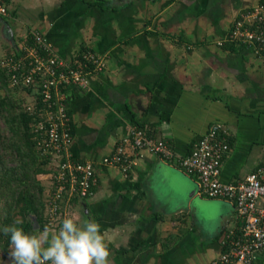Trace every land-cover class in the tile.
Listing matches in <instances>:
<instances>
[{
  "label": "crops",
  "instance_id": "0c3cea01",
  "mask_svg": "<svg viewBox=\"0 0 264 264\" xmlns=\"http://www.w3.org/2000/svg\"><path fill=\"white\" fill-rule=\"evenodd\" d=\"M260 1L9 0L0 35L10 47L4 43L2 55L30 28L65 60L83 47L107 55L86 87L67 90L71 151L95 164L98 183L91 197L66 202L59 220L97 222L110 264H208L240 229L235 206L199 194L178 159L219 124L228 144L221 181H243L264 165V58L226 38L234 18ZM133 128L164 140L172 158L127 141L126 172L103 164ZM8 253L0 264H10ZM253 264H264V253Z\"/></svg>",
  "mask_w": 264,
  "mask_h": 264
},
{
  "label": "built area",
  "instance_id": "2783aa9c",
  "mask_svg": "<svg viewBox=\"0 0 264 264\" xmlns=\"http://www.w3.org/2000/svg\"><path fill=\"white\" fill-rule=\"evenodd\" d=\"M8 2L0 0V17L9 15ZM226 38L264 58V0L237 15ZM14 47L16 52L0 57V68L6 71L9 86L29 89L25 107L35 115L31 127L36 148L53 161L45 210L46 226L53 229L66 202L91 197L98 183L95 164L72 154L74 136L67 90L73 85L86 87L92 75L104 70L107 55L85 48L65 60L37 28H30ZM127 141L132 148L149 150L168 161L174 155L164 140L133 128L130 138L121 139L116 151L102 163L121 165L126 172L132 162L121 157ZM227 148L225 131L219 124L213 125L188 154L178 159V164L185 174L194 177L199 194L230 201L242 220L240 229L226 236L224 251L208 264H253L257 254L264 253V165L243 181L223 182L220 167Z\"/></svg>",
  "mask_w": 264,
  "mask_h": 264
},
{
  "label": "trees",
  "instance_id": "16d2710c",
  "mask_svg": "<svg viewBox=\"0 0 264 264\" xmlns=\"http://www.w3.org/2000/svg\"><path fill=\"white\" fill-rule=\"evenodd\" d=\"M229 44L232 46V42L224 46ZM14 46L16 42L13 43L16 52ZM28 91L9 86L6 71L0 68V229L20 220L22 223L17 227L26 234H36L46 226L47 221V194L44 195L45 187L39 175L48 174L51 178L54 165L48 156L41 155L36 148L31 127L35 115L25 107ZM71 126L73 133V124ZM31 216L36 217L37 227H34ZM60 223L59 220L57 228ZM10 246V235L6 236L0 231L3 255L9 252Z\"/></svg>",
  "mask_w": 264,
  "mask_h": 264
},
{
  "label": "clouds",
  "instance_id": "9594fccd",
  "mask_svg": "<svg viewBox=\"0 0 264 264\" xmlns=\"http://www.w3.org/2000/svg\"><path fill=\"white\" fill-rule=\"evenodd\" d=\"M0 231L10 235V264H110V251L94 220L81 222L71 215L61 220L58 230L45 226L36 234H26L16 225Z\"/></svg>",
  "mask_w": 264,
  "mask_h": 264
},
{
  "label": "rangeland",
  "instance_id": "374dc122",
  "mask_svg": "<svg viewBox=\"0 0 264 264\" xmlns=\"http://www.w3.org/2000/svg\"><path fill=\"white\" fill-rule=\"evenodd\" d=\"M10 22V21H9ZM0 24H2L1 22H0ZM16 42V41H15ZM5 42H3V39H2V37H1V35H0V47H2V45H8L9 47H10V44H8V43H5ZM4 52H3V50L1 51L0 50V55H2ZM3 56V55H2ZM1 57V56H0ZM42 181H43V183L45 184V185H49V182H48V179L45 177V178H42ZM47 187V186H46ZM48 188V187H47ZM10 248H11V246H10ZM0 253H2V251L0 250Z\"/></svg>",
  "mask_w": 264,
  "mask_h": 264
},
{
  "label": "water",
  "instance_id": "95a60500",
  "mask_svg": "<svg viewBox=\"0 0 264 264\" xmlns=\"http://www.w3.org/2000/svg\"><path fill=\"white\" fill-rule=\"evenodd\" d=\"M8 30L9 31H11V29H10V27L8 26ZM31 220H32V222L34 223V227H37L38 225H37V220H36V217H34V216H31Z\"/></svg>",
  "mask_w": 264,
  "mask_h": 264
}]
</instances>
